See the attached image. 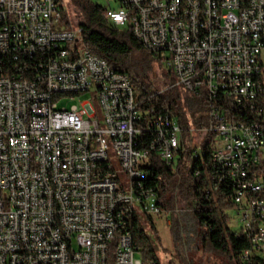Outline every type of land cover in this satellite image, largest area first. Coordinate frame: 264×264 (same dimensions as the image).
Returning a JSON list of instances; mask_svg holds the SVG:
<instances>
[{"label": "built area", "instance_id": "obj_1", "mask_svg": "<svg viewBox=\"0 0 264 264\" xmlns=\"http://www.w3.org/2000/svg\"><path fill=\"white\" fill-rule=\"evenodd\" d=\"M63 1L0 0V264H143L131 224L162 212L149 151L174 164L180 124L59 27ZM114 1L105 17L212 103L216 178L264 260V0Z\"/></svg>", "mask_w": 264, "mask_h": 264}, {"label": "trees", "instance_id": "obj_2", "mask_svg": "<svg viewBox=\"0 0 264 264\" xmlns=\"http://www.w3.org/2000/svg\"><path fill=\"white\" fill-rule=\"evenodd\" d=\"M69 6L78 18L76 26L82 28L85 48L105 59L112 69L127 74L133 86L138 84L142 88L141 93L136 91V97L141 100L143 109L153 108L160 113L174 115L180 124L181 145L174 164L168 165L155 152L149 151L146 182L158 193L161 211H169L178 204L189 208L196 221V235L203 247L234 264H248L244 254L252 249L251 242L239 231L229 228L228 216L224 213L226 208L235 206L236 186L216 178L218 169L212 160V150L217 133L209 130L212 103L205 92L185 90L176 84L175 78L164 91H149L139 77L131 76V61L137 50L154 54L144 48L131 29L124 27L122 30L109 21L104 15L106 6L93 0H69ZM64 22L67 27H73L68 13ZM191 131L199 132L195 145H191ZM146 217L150 226L140 218H134L130 229L142 263L161 264L148 229L157 238L158 232L153 217ZM258 260L256 264H264L262 258L258 257Z\"/></svg>", "mask_w": 264, "mask_h": 264}, {"label": "rangeland", "instance_id": "obj_3", "mask_svg": "<svg viewBox=\"0 0 264 264\" xmlns=\"http://www.w3.org/2000/svg\"><path fill=\"white\" fill-rule=\"evenodd\" d=\"M93 1L104 6H107L108 2L111 1L112 7L117 8V3L114 0ZM60 7H64V9L61 10ZM66 13L69 14L73 27L77 28L78 18L72 12L69 0H64L59 4V15L63 19V23H60L59 27L64 28L66 26L64 22ZM55 28H57L56 25ZM120 28L124 30V27ZM131 65V76L133 78L139 77L141 83L145 84L149 91H164L172 79H176L175 69L173 66L169 68L168 60L165 57L160 59L142 50H137L134 53ZM134 89L137 93L142 92V88L138 84H134ZM94 95V92H87L74 99H64L60 107L70 108L74 104H79V99L83 101L92 100L97 104V100L93 98ZM198 134L197 131H191V145L196 144V135ZM199 152H201L200 148ZM189 210V208L178 204L173 209L169 211L162 210L161 213L153 217L158 238L149 229L148 234L159 262L161 264H234L227 258L200 244L195 232L196 221ZM224 213L228 216L229 228L234 232H238L241 222L236 207L233 205L226 208ZM140 220L145 221L147 226L151 225L146 215H141Z\"/></svg>", "mask_w": 264, "mask_h": 264}, {"label": "bare ground", "instance_id": "obj_4", "mask_svg": "<svg viewBox=\"0 0 264 264\" xmlns=\"http://www.w3.org/2000/svg\"><path fill=\"white\" fill-rule=\"evenodd\" d=\"M65 95H72V87H65ZM244 255H253V246L252 249L246 251Z\"/></svg>", "mask_w": 264, "mask_h": 264}]
</instances>
